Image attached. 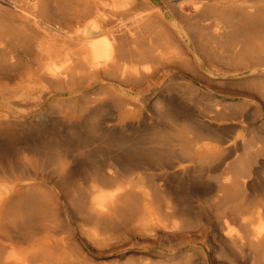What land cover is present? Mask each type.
<instances>
[{"label":"bare ground","instance_id":"6f19581e","mask_svg":"<svg viewBox=\"0 0 264 264\" xmlns=\"http://www.w3.org/2000/svg\"><path fill=\"white\" fill-rule=\"evenodd\" d=\"M162 5L177 22L176 29L186 31L195 55L192 61L171 62L168 74L184 69L200 77L204 66L221 77L230 69L262 71L247 89L264 99V0H162ZM161 16L160 9H141L134 0H0V93L9 97L10 106H17L11 97L23 90V101L27 100L34 83L42 93L56 94L100 78L133 89L150 88L158 70L148 65L170 58L178 48ZM91 36L104 41L101 44ZM46 97H38L35 106L44 104ZM106 97L123 100L104 92L88 104H100ZM248 107L244 102L225 109L227 114L211 110L208 121L192 128L183 124L187 112L170 105L156 127L154 148L133 149L119 142L116 149L121 152L112 156L103 142L111 137L109 129L66 136L58 147L81 151L77 156L83 158L72 172L88 168V177L76 186L67 185L66 176L57 180L37 157L19 161L15 172L0 167V264H83L71 252L75 231L88 244L143 240L148 249L166 243L171 251L166 255L149 250L145 258L127 264H196L183 250L197 238L207 243L210 236L224 252L229 249L244 262L264 264V190L258 191L257 183L253 186L257 166L264 165V138L216 136L221 122H237L228 125L234 134L246 129L244 121L252 116L245 113ZM60 108L54 105L52 114L62 112ZM37 118V125L41 124L37 132L42 135L49 118L44 114ZM8 122L0 117V133ZM96 141L104 147L87 150ZM207 158L221 177L211 187L206 211L200 212L195 224L188 208L197 189L179 191L174 185L195 183L193 175ZM151 165L157 173L150 182L145 172L128 177L137 166ZM54 181L57 184L51 186Z\"/></svg>","mask_w":264,"mask_h":264},{"label":"rangeland","instance_id":"374dc122","mask_svg":"<svg viewBox=\"0 0 264 264\" xmlns=\"http://www.w3.org/2000/svg\"><path fill=\"white\" fill-rule=\"evenodd\" d=\"M134 3L141 9H160L161 17L164 18L161 24L168 29L176 42L175 45L178 46L170 58L166 57L167 60H162L154 65L147 64L153 69L156 68L158 70V74L152 80V86L149 88L146 85H143L139 88L133 89L132 86H124L114 80L100 78L99 80L84 81L83 83L80 82L79 90L67 88L64 92L56 94L55 92H52V90L42 93V88L34 83L30 85V92H27L29 93L27 100L23 101V90L11 97L12 102L18 101L17 106H10L9 97L0 93V117L9 120L8 125L2 127L3 130L2 133H0V142L3 146L0 148V157L2 160L0 167L15 172V165H17L19 161L22 162L27 157H37L43 162L44 167H46L48 171H54L56 173L57 180L60 177L64 178L66 176V178H68L67 185L76 186L80 180L82 181L81 183H83L84 179L88 177V168L87 166H84L80 169V173L74 174L72 172L76 161L81 162L83 161V158L78 159L77 156L81 151L70 153L69 151L58 147L66 136L79 137L81 135V137H83V135L85 136L87 133L91 134L95 132L93 130L99 128L100 130L109 129L111 137L106 136V139L103 142H107L106 144L109 146L108 155L110 156L117 155L121 152L116 149L119 142H122L123 147L132 146L133 149H152L155 147L156 127L164 114L169 111L170 105L173 104L174 106L181 107L187 112L188 118L183 120L185 122L183 124H188V126L195 128L198 127L200 122L208 121V115L211 110L215 109L221 112L224 111L227 114L228 110L225 111V109L231 106L234 107V105L241 106L245 102L249 104V107L245 108V113H251L252 115L249 120L244 121L246 129L239 130L237 134H234L233 130L228 125L234 123L237 124V122L226 124L221 122L217 123L221 126V129L216 128V136L230 139L237 138L238 134H241L248 139L252 137L264 138V99L253 92V90L247 89V84L251 82L256 75H261L262 71L259 72V74H250L247 73L246 70L230 69L229 71L224 72V74H226L225 77H221L212 74V71L204 66L201 71L199 70L200 77L192 76L184 69L180 70L181 73L170 72L168 74V66H172L173 62H181L183 59L192 61L195 56L193 53L194 47L193 45H190L191 43L185 36L186 31L183 27L176 29L175 25L177 22L167 10L163 8L162 0H134ZM91 39L100 43L104 41V38H99L98 36H91ZM187 45H190V48H188ZM106 58L107 57H104V60ZM243 82L244 84H242ZM220 85L222 88L219 87ZM227 85L229 87H227ZM240 88L242 90H240ZM235 91L238 93L249 92L247 93L249 95L243 97L232 95V92ZM104 92L116 95L119 99L123 100L113 102L111 98L106 97L107 100L100 104H88L91 98H96ZM252 92L253 94H250ZM45 94H48V97H46L44 104L35 106L36 102L39 100L38 97ZM223 100H227L228 103L223 102ZM42 102L43 101H41V103ZM54 105H58L63 111L58 112L57 110H54L53 112H55V114H52L51 109H54ZM23 113L28 115V117L21 118L20 115ZM43 114L47 115L49 121L45 122V125H43V129H46V134L43 133L41 135L37 132V129L41 127V124L37 125L36 122H38L37 117L42 116ZM101 124L104 125L102 126ZM25 132L30 134L28 135ZM175 133L177 134L178 132L175 131ZM100 143L101 141L94 142V144L87 150H92L93 148L97 149L100 145L104 147V143ZM16 144L18 145L16 146ZM177 146H179V144ZM110 164L112 168H115L119 172L121 171L116 165L112 163ZM200 165L201 167L193 175L195 183L186 181V184L184 181L183 183H176L174 185L179 191H184L185 188L192 187L197 189L198 195L191 199V205L188 208L195 224L200 220V212L206 211V209H204V202L207 201L211 187L216 185L218 178L221 177L219 172H215L211 169V161L209 158ZM257 167L258 170L253 176V186L255 187V184L257 183L255 188H259L258 191H261L264 190V165H258ZM132 171L133 172L128 174V177L130 175V177L135 178L145 172L146 178L148 177L147 182H150L153 177L155 179V174L157 173L156 167L153 165L137 166L135 169H132ZM55 184L57 183L54 181V184L52 183L51 186ZM197 185L199 186L198 188ZM109 189L112 190L113 185L110 186ZM232 231L235 232V229H232ZM74 235L76 238H74L72 242L73 246L71 252L76 260L83 264H127L134 259L140 260L145 258L148 256L147 252L149 250H152L153 253L163 252L166 255L171 254V251H168L165 246L166 243H164L165 245L162 247L152 246L150 249L147 248L148 243L143 240H132L131 243L126 242L122 244H117L116 240L105 244H88L77 231L74 232ZM210 239H212L211 236L209 241L204 243L201 238H197L194 243L188 244L183 252L189 251L188 254L193 256V260L196 264H227L230 260H232L234 264H251L250 262H244L239 259V257L235 256L229 249L224 252L218 243L211 242ZM173 243L176 244L178 242L175 240ZM155 261L159 262V260ZM228 264H230V262Z\"/></svg>","mask_w":264,"mask_h":264}]
</instances>
